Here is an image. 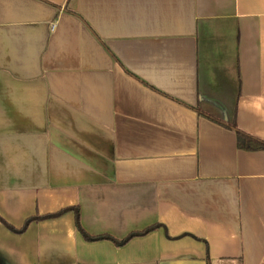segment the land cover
<instances>
[{
  "label": "crops",
  "instance_id": "1",
  "mask_svg": "<svg viewBox=\"0 0 264 264\" xmlns=\"http://www.w3.org/2000/svg\"><path fill=\"white\" fill-rule=\"evenodd\" d=\"M237 130L264 142V0H0V264H264Z\"/></svg>",
  "mask_w": 264,
  "mask_h": 264
},
{
  "label": "trees",
  "instance_id": "2",
  "mask_svg": "<svg viewBox=\"0 0 264 264\" xmlns=\"http://www.w3.org/2000/svg\"><path fill=\"white\" fill-rule=\"evenodd\" d=\"M237 133V142H238V145L240 147H243V148H247V149H264V142L255 138V137H252L248 134H245L239 130L236 131ZM48 216H51V215H44L42 217H48ZM39 217H31V218H28L25 220L23 226L20 228V229H15L13 228L12 226L6 224L10 229L14 230V231H17V232H20L22 230L25 229V227L27 226V224L32 221V220H35ZM76 225L78 226V228L80 229V231H82V229L80 228L78 222H76ZM82 234L83 236L88 239V240H95V239H101V238H110L109 236L107 235H102V236H88L86 233H84L82 231ZM131 235H134V234H130ZM111 239V238H110ZM127 238H124L123 240L121 241H118L117 243H123L124 241H126ZM115 241V240H114Z\"/></svg>",
  "mask_w": 264,
  "mask_h": 264
}]
</instances>
